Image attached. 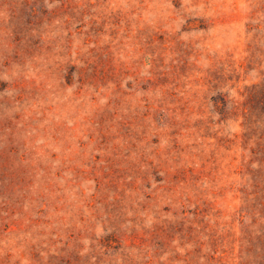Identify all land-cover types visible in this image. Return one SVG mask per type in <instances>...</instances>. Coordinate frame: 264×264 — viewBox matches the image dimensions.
Here are the masks:
<instances>
[{"label": "rangeland", "instance_id": "rangeland-1", "mask_svg": "<svg viewBox=\"0 0 264 264\" xmlns=\"http://www.w3.org/2000/svg\"><path fill=\"white\" fill-rule=\"evenodd\" d=\"M0 264H264V0H0Z\"/></svg>", "mask_w": 264, "mask_h": 264}]
</instances>
